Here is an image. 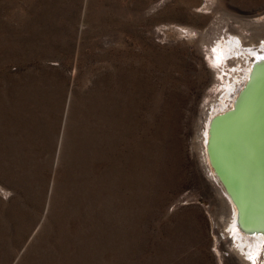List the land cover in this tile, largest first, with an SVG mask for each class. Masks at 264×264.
Masks as SVG:
<instances>
[{
    "label": "rangeland",
    "instance_id": "obj_1",
    "mask_svg": "<svg viewBox=\"0 0 264 264\" xmlns=\"http://www.w3.org/2000/svg\"><path fill=\"white\" fill-rule=\"evenodd\" d=\"M262 11L0 0V264L249 263L201 144L247 66L223 49L264 45Z\"/></svg>",
    "mask_w": 264,
    "mask_h": 264
},
{
    "label": "bare ground",
    "instance_id": "obj_2",
    "mask_svg": "<svg viewBox=\"0 0 264 264\" xmlns=\"http://www.w3.org/2000/svg\"><path fill=\"white\" fill-rule=\"evenodd\" d=\"M253 21L264 22V11L256 15ZM231 43L223 51L226 52L229 47L232 53H236L235 60L246 61L247 66L241 82L228 91L231 107L223 103L209 116L202 138V158L209 173L224 191L227 200L224 199L232 210L229 227L225 225L229 232L222 239L228 243L230 251H238L252 262L245 264H255L254 257L264 252V45L249 49L247 54ZM251 76L254 83L249 84ZM239 96V106L235 108ZM224 113L227 114L215 120L212 129L214 141L209 149L213 118ZM211 162L227 188L218 178ZM234 243L237 247L233 246Z\"/></svg>",
    "mask_w": 264,
    "mask_h": 264
},
{
    "label": "water",
    "instance_id": "obj_3",
    "mask_svg": "<svg viewBox=\"0 0 264 264\" xmlns=\"http://www.w3.org/2000/svg\"><path fill=\"white\" fill-rule=\"evenodd\" d=\"M262 64H264V62L262 63ZM256 67H254V69H255ZM253 76V75H252ZM252 76H251V79H249V81H248V83L250 84V83H252V81H253V83H254V78H253V80H252ZM247 83V87H248V84ZM245 89H246V87H245ZM244 91V90H243ZM240 95H242V93L240 94ZM239 99H240V96H239V98L237 99V103H236V105H235V108H237L238 106H239V103H238V101H239ZM225 114H227V113H224V114H222V115H220V116H217L216 118H213L212 120V123H211V127H210V131H209V149H210V147H211V143L214 141V139H213V133H212V129H213V127H214V125H215V120L217 119H219V118H221V117H223ZM211 165H212V167L214 168V170H215V173L217 174V176H218V178L223 182V184H224V186L226 187L227 185H226V183L224 182V180L222 179V177L219 175V173H218V170H217V168L213 165V163L211 162ZM227 188V187H226ZM230 194V193H229ZM239 224V223H238ZM239 228H240V224H239Z\"/></svg>",
    "mask_w": 264,
    "mask_h": 264
}]
</instances>
